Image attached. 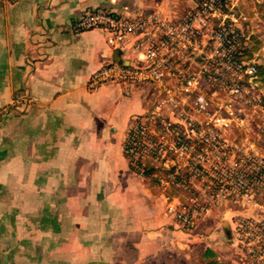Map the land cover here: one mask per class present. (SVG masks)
Returning a JSON list of instances; mask_svg holds the SVG:
<instances>
[{"label": "crops", "instance_id": "obj_1", "mask_svg": "<svg viewBox=\"0 0 264 264\" xmlns=\"http://www.w3.org/2000/svg\"><path fill=\"white\" fill-rule=\"evenodd\" d=\"M193 0H0V264H214L232 219L186 230L167 213L181 197L140 176L123 151L130 121L151 106L150 86L88 87L106 62L136 53L107 32L73 30L91 7L176 17ZM246 7L249 33L264 32V0ZM24 108L2 113L14 97ZM207 225V224H206ZM232 245L231 240L229 241ZM236 255V254H235Z\"/></svg>", "mask_w": 264, "mask_h": 264}, {"label": "built area", "instance_id": "obj_2", "mask_svg": "<svg viewBox=\"0 0 264 264\" xmlns=\"http://www.w3.org/2000/svg\"><path fill=\"white\" fill-rule=\"evenodd\" d=\"M247 21L237 0H193L176 17L91 7L73 23L75 32L105 30L111 46L132 44L134 63L106 62L87 85L152 88L150 108L132 117L123 141L130 167L174 189L196 181L205 194L190 207L170 201L167 213L193 230L210 204L226 199L243 210L232 219L236 258L224 264H264V92L258 62L243 57ZM29 101L17 94L2 113ZM247 104L263 112L255 138L243 133Z\"/></svg>", "mask_w": 264, "mask_h": 264}, {"label": "rangeland", "instance_id": "obj_3", "mask_svg": "<svg viewBox=\"0 0 264 264\" xmlns=\"http://www.w3.org/2000/svg\"><path fill=\"white\" fill-rule=\"evenodd\" d=\"M238 7L245 13L246 7L244 5H239ZM246 24V22H245ZM244 49H242L243 57L250 60H255L258 62V66L260 68V74H259V81L260 85L259 88L263 90L264 92V32H254L249 33V39L246 40V44H244ZM152 91V88L149 87L146 90V93L149 94ZM220 93V92H219ZM221 96V93L219 94V97ZM224 101L226 99L225 94ZM152 98V96L150 97ZM264 100V98H263ZM264 104V102H263ZM246 108L240 113V117L245 119V127L243 129V133H246V136H249L250 138H255V135L257 133L258 124L262 123V117L263 112L261 110L255 109L250 104L245 106ZM242 132L237 134V137H242L244 135ZM191 186L194 188L191 191H184L182 189H174V195H178L181 197V201L184 205L187 207H190L194 204H202L204 202V196L200 191H195V188L198 186L197 182H191ZM210 209L202 214L199 217L198 222L205 218L207 219L205 226H208V223L211 220H215L216 225L218 226L219 231L224 235V233L228 232L225 228L224 222H229V220L233 219L234 214H241L243 210L240 207H233L230 202H228L226 199L221 200L218 203L210 204ZM232 238L230 237L229 240L226 239L225 236V248L229 247V255L234 254V258H236V252H238V248L234 247L233 245H230L229 241Z\"/></svg>", "mask_w": 264, "mask_h": 264}, {"label": "trees", "instance_id": "obj_4", "mask_svg": "<svg viewBox=\"0 0 264 264\" xmlns=\"http://www.w3.org/2000/svg\"><path fill=\"white\" fill-rule=\"evenodd\" d=\"M260 68H259V74H260ZM214 264H224V262L216 261Z\"/></svg>", "mask_w": 264, "mask_h": 264}]
</instances>
